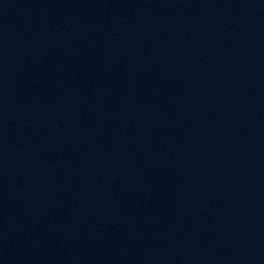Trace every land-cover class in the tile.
Segmentation results:
<instances>
[{"label":"water","instance_id":"95a60500","mask_svg":"<svg viewBox=\"0 0 264 264\" xmlns=\"http://www.w3.org/2000/svg\"><path fill=\"white\" fill-rule=\"evenodd\" d=\"M0 264H264V0H0Z\"/></svg>","mask_w":264,"mask_h":264}]
</instances>
